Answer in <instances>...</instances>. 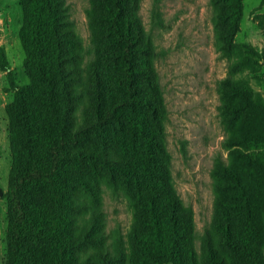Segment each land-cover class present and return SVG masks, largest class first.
<instances>
[{
  "label": "trees",
  "instance_id": "1",
  "mask_svg": "<svg viewBox=\"0 0 264 264\" xmlns=\"http://www.w3.org/2000/svg\"><path fill=\"white\" fill-rule=\"evenodd\" d=\"M88 1L97 53L90 68L64 0H20L28 84L15 82L0 49V69L12 92L7 113L13 159L1 196L8 218L1 264H126L122 241L110 243L104 229V185L125 197L140 218L132 234L137 257L151 260L147 264H195L191 211L181 207L169 181L154 71L146 58L134 57L135 51L151 54L139 0ZM217 1L229 7L227 20L218 24V38L229 46L242 0ZM108 49L116 53L112 66L101 62L111 59L103 54ZM141 76L149 79L145 87ZM241 97L251 111L258 107L246 89ZM249 164L253 171L243 181L238 205L240 228L230 216L216 226L238 264H264V156Z\"/></svg>",
  "mask_w": 264,
  "mask_h": 264
},
{
  "label": "rangeland",
  "instance_id": "2",
  "mask_svg": "<svg viewBox=\"0 0 264 264\" xmlns=\"http://www.w3.org/2000/svg\"><path fill=\"white\" fill-rule=\"evenodd\" d=\"M64 3L82 42L88 69L97 57L89 1ZM228 10L226 3L217 0H139L144 43L148 42L151 54L135 51L134 57L136 62L146 58L154 71L151 79L160 92L158 117L161 142L169 156V181L181 207L191 211L195 264H218L214 259L238 264L216 221L230 216L235 229L240 228L243 181L253 171L249 163L264 156V0H242L238 31L229 46L218 38L219 21L227 20ZM25 16L20 0H0V49H4L19 85L29 83L19 38ZM103 54L111 59L102 60V64L112 66L116 53L108 49ZM86 76L89 70L83 81ZM138 79L143 87L149 81L145 76ZM8 86L0 69V264L8 223L1 196L7 190L13 160L7 113L12 92ZM245 89L258 99L255 110L241 97ZM100 200L104 229L110 243L122 241L126 264L150 262L134 251L133 228L140 218L127 199L104 185ZM262 212L264 216V204ZM261 253L264 256V246Z\"/></svg>",
  "mask_w": 264,
  "mask_h": 264
}]
</instances>
